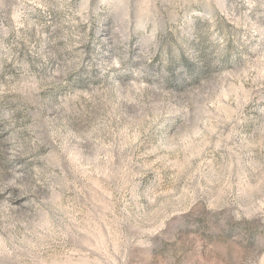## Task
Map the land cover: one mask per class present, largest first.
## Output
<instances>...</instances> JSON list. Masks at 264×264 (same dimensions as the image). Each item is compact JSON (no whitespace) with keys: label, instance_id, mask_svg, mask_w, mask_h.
I'll list each match as a JSON object with an SVG mask.
<instances>
[{"label":"rangeland","instance_id":"rangeland-1","mask_svg":"<svg viewBox=\"0 0 264 264\" xmlns=\"http://www.w3.org/2000/svg\"><path fill=\"white\" fill-rule=\"evenodd\" d=\"M0 264H264V0H0Z\"/></svg>","mask_w":264,"mask_h":264}]
</instances>
